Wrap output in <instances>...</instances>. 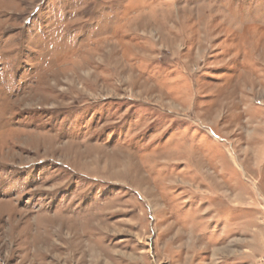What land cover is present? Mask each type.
<instances>
[{
  "label": "rangeland",
  "instance_id": "obj_1",
  "mask_svg": "<svg viewBox=\"0 0 264 264\" xmlns=\"http://www.w3.org/2000/svg\"><path fill=\"white\" fill-rule=\"evenodd\" d=\"M0 264H264V0H0Z\"/></svg>",
  "mask_w": 264,
  "mask_h": 264
}]
</instances>
